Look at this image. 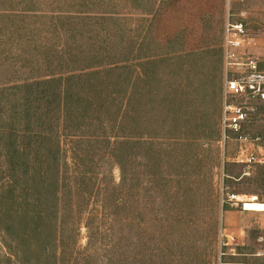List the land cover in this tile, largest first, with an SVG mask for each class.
Returning <instances> with one entry per match:
<instances>
[{"label": "rangeland", "instance_id": "1", "mask_svg": "<svg viewBox=\"0 0 264 264\" xmlns=\"http://www.w3.org/2000/svg\"><path fill=\"white\" fill-rule=\"evenodd\" d=\"M228 12L0 0V264H218L224 239L226 264H264V213L243 209L264 203V112L256 162L222 143ZM231 13L264 42V0Z\"/></svg>", "mask_w": 264, "mask_h": 264}, {"label": "built area", "instance_id": "2", "mask_svg": "<svg viewBox=\"0 0 264 264\" xmlns=\"http://www.w3.org/2000/svg\"><path fill=\"white\" fill-rule=\"evenodd\" d=\"M248 1L227 0L229 12L223 33L221 136L225 148L231 141L239 143L237 162L250 164L256 161L254 153L248 155L249 148L259 147L260 139L244 133L259 121V114L264 112V71L260 68V60L249 52L254 40L246 24L233 21L234 14L231 13L233 5H244ZM239 16L246 18L244 12ZM225 240L220 248L218 264H226L223 262L227 255L224 249L229 243ZM260 256H264V253Z\"/></svg>", "mask_w": 264, "mask_h": 264}, {"label": "crops", "instance_id": "3", "mask_svg": "<svg viewBox=\"0 0 264 264\" xmlns=\"http://www.w3.org/2000/svg\"><path fill=\"white\" fill-rule=\"evenodd\" d=\"M253 40H254V45H252L250 48H249V52L253 55H255L259 60H260V68L264 71V42L258 38V37H253ZM231 214V213H230ZM226 219V228L229 230V231H238L239 229V226H235V227H231V226H234L232 223H233V220L237 219L235 215H226L225 217Z\"/></svg>", "mask_w": 264, "mask_h": 264}, {"label": "bare ground", "instance_id": "4", "mask_svg": "<svg viewBox=\"0 0 264 264\" xmlns=\"http://www.w3.org/2000/svg\"><path fill=\"white\" fill-rule=\"evenodd\" d=\"M243 209L248 212L264 213V203L257 201L253 198L251 202H246L243 204Z\"/></svg>", "mask_w": 264, "mask_h": 264}, {"label": "trees", "instance_id": "5", "mask_svg": "<svg viewBox=\"0 0 264 264\" xmlns=\"http://www.w3.org/2000/svg\"><path fill=\"white\" fill-rule=\"evenodd\" d=\"M65 94H67V92L64 90V89H60V96H62V95H65ZM39 137H41V138H43V139H46L47 141H52V140H54V136H52V138H49V136L48 135H44L43 133H42V135H39ZM38 149V148H37ZM36 149V150H37ZM23 150V149H22ZM37 152H41V148H40V150L38 149L37 150ZM22 154H24V152H21ZM49 156H52V155H50L49 154ZM55 156V155H54ZM53 156V157H54ZM49 158V157H48ZM49 164H50V161H49ZM43 180L45 181L46 180V177L44 176L43 177Z\"/></svg>", "mask_w": 264, "mask_h": 264}]
</instances>
